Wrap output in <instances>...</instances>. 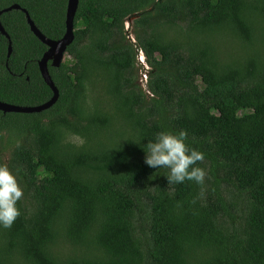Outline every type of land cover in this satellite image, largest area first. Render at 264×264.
I'll return each mask as SVG.
<instances>
[{
    "label": "trees",
    "instance_id": "1",
    "mask_svg": "<svg viewBox=\"0 0 264 264\" xmlns=\"http://www.w3.org/2000/svg\"><path fill=\"white\" fill-rule=\"evenodd\" d=\"M67 4L0 12L18 5L58 41ZM0 23V102H48V47L21 10ZM65 56L48 62L55 105L0 111V163L24 189L0 264H264V0H79ZM181 129L205 154L203 185L144 163L143 145Z\"/></svg>",
    "mask_w": 264,
    "mask_h": 264
},
{
    "label": "clouds",
    "instance_id": "2",
    "mask_svg": "<svg viewBox=\"0 0 264 264\" xmlns=\"http://www.w3.org/2000/svg\"><path fill=\"white\" fill-rule=\"evenodd\" d=\"M142 148L148 167L167 169L168 184H183L186 180L204 184L207 173L198 162L204 161L205 154L190 146L186 130H161ZM23 195L17 174L7 164L0 163V228H11L21 215L17 204Z\"/></svg>",
    "mask_w": 264,
    "mask_h": 264
},
{
    "label": "water",
    "instance_id": "3",
    "mask_svg": "<svg viewBox=\"0 0 264 264\" xmlns=\"http://www.w3.org/2000/svg\"><path fill=\"white\" fill-rule=\"evenodd\" d=\"M79 0H68L67 4V11H66V32L64 36L58 40L53 41L45 37L35 26L33 21L30 19L28 13L25 10H22L18 5H13L7 9H4L0 12V16L3 13L10 12L12 10H21L27 20V24L30 27V31L34 34V36L39 39L44 45L48 47L47 52L43 55L42 59L39 61V71L40 74L45 82V84L51 89L52 97L51 99L39 106L35 107H20L9 105L6 103L0 102V111L4 114L6 113H20V114H34V113H41L50 109L53 105L56 104L59 98V92L55 87L53 81L51 80L49 71H48V62H51L53 67H59L60 64L64 61V57L66 55L67 48L72 44L74 41V18L78 8ZM0 33L8 38L7 34L5 33L2 25L0 23ZM11 54V48L9 45L8 49V57ZM142 60L141 58L139 59ZM143 61V60H142Z\"/></svg>",
    "mask_w": 264,
    "mask_h": 264
},
{
    "label": "rangeland",
    "instance_id": "4",
    "mask_svg": "<svg viewBox=\"0 0 264 264\" xmlns=\"http://www.w3.org/2000/svg\"><path fill=\"white\" fill-rule=\"evenodd\" d=\"M130 25H131V20L130 21H128V23H126L125 24V29H126V31L129 29L130 30ZM130 32V31H129ZM129 40H130V42H134V38H133V36H131V35H128V37H127ZM142 60H143V58H141ZM63 60H66V56L64 57V59ZM140 61L139 62V64H140V67H142V68H140L139 70H138V68H139V65H137V73H136V75L138 76V83L139 84H141V85H143V87H144V85H145V82H146V73H145V71L147 70V67L145 66V63H144V60L143 61ZM138 61H139V59H138ZM227 186H229V187H231L232 188V190L234 191V194H235V202H237L238 203V205L239 206H243V209H245V203L244 202H241L242 200H240L243 196H245V194H241L237 189H236V187H234L232 184H228ZM240 219H237V221H239Z\"/></svg>",
    "mask_w": 264,
    "mask_h": 264
}]
</instances>
